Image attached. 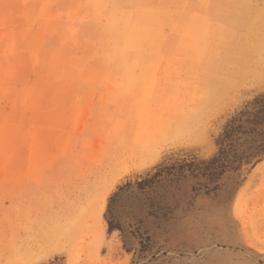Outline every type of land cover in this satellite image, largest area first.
I'll return each mask as SVG.
<instances>
[{"label": "rangeland", "instance_id": "374dc122", "mask_svg": "<svg viewBox=\"0 0 264 264\" xmlns=\"http://www.w3.org/2000/svg\"><path fill=\"white\" fill-rule=\"evenodd\" d=\"M261 95L264 0H0V264H264V170L138 187Z\"/></svg>", "mask_w": 264, "mask_h": 264}, {"label": "trees", "instance_id": "16d2710c", "mask_svg": "<svg viewBox=\"0 0 264 264\" xmlns=\"http://www.w3.org/2000/svg\"><path fill=\"white\" fill-rule=\"evenodd\" d=\"M217 146L218 152L211 159L161 166L149 179L138 183V187L141 190L154 187L170 177L192 178L200 181L201 189L214 192L227 174L239 173L245 167H250V172L254 170L264 161V95L254 99L228 122Z\"/></svg>", "mask_w": 264, "mask_h": 264}, {"label": "bare ground", "instance_id": "6f19581e", "mask_svg": "<svg viewBox=\"0 0 264 264\" xmlns=\"http://www.w3.org/2000/svg\"><path fill=\"white\" fill-rule=\"evenodd\" d=\"M264 170V162H261V163H259L257 166H256V168H255V170L254 171H256V172H262ZM102 197V196H101ZM100 197V198H101Z\"/></svg>", "mask_w": 264, "mask_h": 264}, {"label": "snow or ice", "instance_id": "6c2138e0", "mask_svg": "<svg viewBox=\"0 0 264 264\" xmlns=\"http://www.w3.org/2000/svg\"><path fill=\"white\" fill-rule=\"evenodd\" d=\"M115 195H116V197H119L120 196V193H116ZM126 195H128V197H129L130 200L133 199V197H135V200L133 201L134 203H135L136 200L139 199L138 196H135V193L134 192L131 193V194H126Z\"/></svg>", "mask_w": 264, "mask_h": 264}]
</instances>
